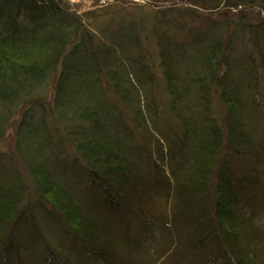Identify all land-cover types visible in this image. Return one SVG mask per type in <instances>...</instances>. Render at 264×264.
I'll list each match as a JSON object with an SVG mask.
<instances>
[{"label": "rangeland", "instance_id": "obj_1", "mask_svg": "<svg viewBox=\"0 0 264 264\" xmlns=\"http://www.w3.org/2000/svg\"><path fill=\"white\" fill-rule=\"evenodd\" d=\"M19 7L0 0V54L9 59L0 106L15 114L0 141L13 155L0 160V264L75 263L80 244L64 241L66 216L45 200L53 191L64 192L63 208L84 227L86 255L102 264H191L210 224L214 158L204 149L247 143L253 131L264 139V78L253 77L250 63L264 54V13L249 9L244 19L149 0H102L77 16L47 4ZM22 56L33 59L29 68ZM208 63L216 67L209 74ZM73 99L86 103L94 129L59 125ZM230 101L237 103L228 109ZM106 148L119 156L111 168L101 162ZM255 178L247 181L250 214L264 229V180ZM6 180L30 194L17 197ZM179 183L191 185L181 206L154 213L137 233L120 227L106 198L148 207Z\"/></svg>", "mask_w": 264, "mask_h": 264}, {"label": "trees", "instance_id": "obj_2", "mask_svg": "<svg viewBox=\"0 0 264 264\" xmlns=\"http://www.w3.org/2000/svg\"><path fill=\"white\" fill-rule=\"evenodd\" d=\"M152 3H158L160 5H177L180 2L185 5L196 7L201 9L204 13L210 11L225 10L226 13H233V11L239 13L244 19L248 18L247 10H257L259 16L264 13V0H149ZM19 8H28L33 4H47L52 7H61L64 10L71 12L74 15L80 14L83 10L94 7L96 1H81L79 3H72L63 0H17ZM196 11V10H195ZM228 17V16H227ZM209 17H207L208 19ZM226 18V17H225ZM211 19L209 18V21ZM248 20V19H247ZM206 24V23H205ZM87 29V28H83ZM221 45L219 48H213L214 51L221 54ZM212 55V54H211ZM253 53L250 57V63L253 65L251 74L258 81V79L264 78V54L260 55L259 59ZM9 59L4 54H0V76L2 77L7 67ZM20 66L29 68L32 65L33 59L28 56H22ZM249 63V64H250ZM208 74L211 70L215 71L216 67L212 64H207ZM27 70V69H26ZM214 76L210 79V82H214ZM220 85V84H219ZM176 97V94H174ZM79 100H69L67 104L62 106V111L66 113L67 119L62 123L59 122L61 127L79 126L84 131L94 129V125L90 123L86 107V103L78 102ZM236 101L227 102V107ZM225 107V106H224ZM230 108V107H229ZM175 109V108H173ZM226 111H224L225 113ZM0 113L7 114L6 119L0 120V141L7 134L8 129L13 125L11 117H15L14 111H10L6 105L0 106ZM172 113V112H171ZM4 115V116H5ZM180 114H178V117ZM5 118V117H4ZM176 120L177 118L174 117ZM11 121V122H10ZM21 124L15 131L19 130ZM81 129V130H82ZM262 134V133H260ZM206 148V147H205ZM207 158H214V165L212 171V177L209 183V197H210V224L208 232L204 237L198 241V249L195 252V256L191 259V264H264V229L258 228L254 222L253 217L250 214V193L247 186L248 178H252L253 175H257V171L262 166L264 158V139H260L257 135H254L251 139L247 140L244 144H231L228 141H222L215 146L211 145L210 148L204 149ZM102 153L104 156L101 158V162L104 161L103 166L105 168H111L112 164L116 162L117 157H114V151L106 148ZM12 153L7 150H0V160L9 158L12 160ZM100 156V155H99ZM262 157V159H261ZM88 163V170L93 173H97L101 168L94 166L90 162V158L86 156ZM14 168V162H11ZM102 166V168H104ZM35 165H30V170L35 169ZM7 183L12 189H16L17 195H29L21 184H17L14 181H8ZM193 183L194 179L191 180ZM188 184V183H187ZM104 189H107V182L103 181ZM191 185H183V183L177 184V188L172 198L163 197L162 195L152 197L148 207H135L125 200L116 201L113 196L108 194L106 198L113 205L117 220L121 224V228L129 231L130 233H137L144 229L151 221L152 214L158 213L163 210L173 209L175 211L181 206V196L185 195V191L189 189ZM18 188V189H17ZM3 195L4 194H0ZM52 197L54 200L51 203L53 207L62 210L66 216L69 232L65 236V240L70 242L71 246L79 242V249L76 252V264H84L85 260L88 264H98L102 262L100 256H93L94 260L86 255L84 245L87 242L85 237L84 227L82 222L63 208L62 200L65 199L64 192H49L45 196V200ZM14 197V196H13ZM26 198V197H25ZM6 197L2 200V203ZM172 204L174 206H172ZM1 208V207H0ZM120 254L124 257L125 253L121 250ZM125 258V257H124Z\"/></svg>", "mask_w": 264, "mask_h": 264}, {"label": "built area", "instance_id": "obj_3", "mask_svg": "<svg viewBox=\"0 0 264 264\" xmlns=\"http://www.w3.org/2000/svg\"><path fill=\"white\" fill-rule=\"evenodd\" d=\"M73 1H76V0H73Z\"/></svg>", "mask_w": 264, "mask_h": 264}]
</instances>
